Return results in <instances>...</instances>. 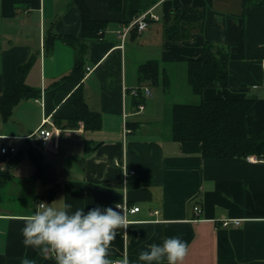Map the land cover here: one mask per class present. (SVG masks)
<instances>
[{"label":"crops","instance_id":"obj_1","mask_svg":"<svg viewBox=\"0 0 264 264\" xmlns=\"http://www.w3.org/2000/svg\"><path fill=\"white\" fill-rule=\"evenodd\" d=\"M87 3L94 19L108 22L89 45L81 83L88 106L101 114L97 130L72 122L76 106L69 97L80 84L67 75L76 53L54 37L83 38L80 8L72 0H0V95L29 61L26 83L39 91L21 99L9 118L0 114V264H20L26 252L37 255L23 245L22 217L39 202L61 199L85 212L116 204L140 207L127 211L131 224L117 231L112 259L144 264L141 251L179 237L189 245L185 264H264V159H205L202 142L172 137L173 105L201 100L187 68L208 39L231 50L230 85L206 88L203 97L256 96L248 133L264 130V2L126 0L121 12L109 0ZM180 7L201 8L203 20L188 40L173 42L165 39L163 24ZM146 11L159 19L133 29L122 43L119 32ZM151 59L168 74V91L140 81L139 66ZM142 85H150L152 96L137 111L131 90ZM44 120L53 132L46 144L37 133ZM5 146L16 151L3 153ZM126 169L134 174L125 176Z\"/></svg>","mask_w":264,"mask_h":264},{"label":"trees","instance_id":"obj_2","mask_svg":"<svg viewBox=\"0 0 264 264\" xmlns=\"http://www.w3.org/2000/svg\"><path fill=\"white\" fill-rule=\"evenodd\" d=\"M126 0H109L110 8L121 12L125 9ZM244 5L261 3L264 0H242ZM72 4L80 8L83 21V38L71 35L55 34L70 46L76 53L75 64L70 75H67L79 87L69 97V102L76 106V117L73 123L83 122L85 128L97 130L102 126L101 114L93 111L85 101L81 83L85 76V63L89 45L102 37L107 29L106 20L92 17L87 0H72ZM203 20V10L197 7H180L172 11V17L163 24L165 39L173 42L188 40ZM231 50L229 46L206 40L201 55L189 60L187 68L188 82L193 92L201 97L195 103L178 102L172 108V137L176 141H200L203 145L202 155L205 159H226L256 155L264 159V130L255 135L248 133L247 120L252 114L256 96L240 98H204L203 92L209 87L224 88L230 85L229 62ZM30 61L18 66L12 85L0 95V114L9 118L14 106L23 98L37 97L39 91L26 83V73ZM142 83L161 86L168 91L171 81L162 70L157 59L142 63L138 70ZM138 103L144 102L142 96L136 98ZM137 103V104H138ZM37 264L43 259L37 254Z\"/></svg>","mask_w":264,"mask_h":264},{"label":"clouds","instance_id":"obj_3","mask_svg":"<svg viewBox=\"0 0 264 264\" xmlns=\"http://www.w3.org/2000/svg\"><path fill=\"white\" fill-rule=\"evenodd\" d=\"M264 67V62H262ZM59 202V203H58ZM23 245L31 248L42 259L55 264H130L125 256L112 259L110 250L119 229L131 224L124 207H100L85 212L63 200L51 204L39 202L35 210L22 217ZM189 245L179 237H166L162 244H152L139 253L144 264H185ZM20 264H37L27 252Z\"/></svg>","mask_w":264,"mask_h":264},{"label":"built area","instance_id":"obj_4","mask_svg":"<svg viewBox=\"0 0 264 264\" xmlns=\"http://www.w3.org/2000/svg\"><path fill=\"white\" fill-rule=\"evenodd\" d=\"M149 19H155L158 20L159 17L155 14H153L151 11H146L138 15L133 21H131L128 25H126L123 30L119 32V35L121 37L122 43L125 41L127 34L130 33L133 29H137L138 31H142L148 27L149 24ZM123 45V44H122ZM89 71L91 70L90 67L87 68ZM263 75H264V67H263ZM131 94L136 97H149L152 96V88L150 85H142L139 87H135L131 90ZM145 109V104L144 102H139L137 105V111H142ZM46 120H44V123L41 125V127L38 129V137L41 139V141L46 144L50 138L53 135L52 130L48 129L45 127ZM16 148L15 147H3L2 152L3 153H9V152H15ZM249 160H254V161H262V158H259L257 156L250 155L248 156ZM129 173L134 174V170L129 171L126 169L125 176H128ZM124 209L130 212H136L140 209L139 206H134V207H129L127 204L122 205ZM195 212L199 215L202 213V207L200 205H195L194 207ZM237 223L239 222L238 220L236 221ZM229 223V220H224L223 224L226 225ZM119 260V259H116Z\"/></svg>","mask_w":264,"mask_h":264},{"label":"rangeland","instance_id":"obj_5","mask_svg":"<svg viewBox=\"0 0 264 264\" xmlns=\"http://www.w3.org/2000/svg\"><path fill=\"white\" fill-rule=\"evenodd\" d=\"M175 84H176V81H175ZM177 87V86H176ZM199 97V96H198ZM185 99H183V100H185V102H191L189 99H186V97H184Z\"/></svg>","mask_w":264,"mask_h":264}]
</instances>
